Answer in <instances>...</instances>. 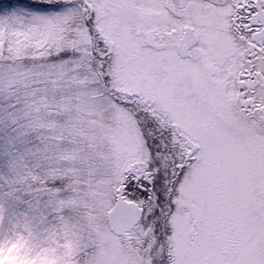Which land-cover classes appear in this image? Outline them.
Listing matches in <instances>:
<instances>
[{
    "label": "snow or ice",
    "instance_id": "6c2138e0",
    "mask_svg": "<svg viewBox=\"0 0 264 264\" xmlns=\"http://www.w3.org/2000/svg\"><path fill=\"white\" fill-rule=\"evenodd\" d=\"M0 264H264V0L0 3Z\"/></svg>",
    "mask_w": 264,
    "mask_h": 264
},
{
    "label": "rangeland",
    "instance_id": "374dc122",
    "mask_svg": "<svg viewBox=\"0 0 264 264\" xmlns=\"http://www.w3.org/2000/svg\"><path fill=\"white\" fill-rule=\"evenodd\" d=\"M9 0H0V3L7 4Z\"/></svg>",
    "mask_w": 264,
    "mask_h": 264
}]
</instances>
